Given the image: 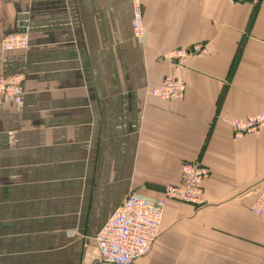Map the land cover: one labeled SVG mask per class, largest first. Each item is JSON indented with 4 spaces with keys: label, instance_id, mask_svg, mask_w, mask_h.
<instances>
[{
    "label": "crops",
    "instance_id": "crops-1",
    "mask_svg": "<svg viewBox=\"0 0 264 264\" xmlns=\"http://www.w3.org/2000/svg\"><path fill=\"white\" fill-rule=\"evenodd\" d=\"M0 0V264H103L95 238L129 193L177 184L185 161L210 169L203 203L168 201L150 251L133 264H264V129L230 121L264 111V0ZM202 45L183 66L161 56ZM166 74L181 101L149 90Z\"/></svg>",
    "mask_w": 264,
    "mask_h": 264
},
{
    "label": "built area",
    "instance_id": "built-area-1",
    "mask_svg": "<svg viewBox=\"0 0 264 264\" xmlns=\"http://www.w3.org/2000/svg\"><path fill=\"white\" fill-rule=\"evenodd\" d=\"M134 1L133 32L141 38L144 28L141 15ZM1 47L6 51L27 49L25 36L10 34L1 41ZM202 46L191 49H174L164 55V58L178 60V65H184L190 54H205ZM178 77V76H177ZM173 75H166L161 84L152 88L150 93L162 100L179 101L184 96L182 81ZM22 94L20 76L10 78L0 77V99H18ZM16 101V100H15ZM235 138L258 134L264 128V111L244 119H234L231 122ZM208 171L197 162H185L180 173V182L168 185L163 189L158 200H148L135 193L129 194L105 223L96 237L95 243L103 264H133L145 256L158 237L164 208L168 201L200 205L203 203L202 192ZM250 210L264 219V187L259 190L256 200Z\"/></svg>",
    "mask_w": 264,
    "mask_h": 264
},
{
    "label": "rangeland",
    "instance_id": "rangeland-1",
    "mask_svg": "<svg viewBox=\"0 0 264 264\" xmlns=\"http://www.w3.org/2000/svg\"><path fill=\"white\" fill-rule=\"evenodd\" d=\"M134 1L135 0H133L132 1V20H131V28H132V33H133V35L135 36V34H134V32H133V27H132V21H133V17H134ZM137 5H138V7H139V11H140V15H141V23H142V27L144 28V25H143V16H142V10H141V7H140V3H139V0H138V2H137ZM144 33H145V31H144ZM144 33H143V36L141 37V38H139V37H136L137 39H140V40H142L143 39V37H144ZM10 35V34H9ZM17 35H22V36H25L26 38H27V41H28V37H27V35L26 34H17ZM7 36V35H6ZM4 38V37H3ZM2 38V39H3ZM2 39H1V41H2ZM1 41H0V46H1ZM194 46H196V45H194ZM194 46H191L190 48H185V49H191L192 47H194ZM197 46H202V45H197ZM202 47H204V46H202ZM2 48V47H1ZM28 48H29V43H28ZM27 48V49H28ZM205 48V47H204ZM3 49V48H2ZM27 49H19L18 51H25V50H27ZM177 49H181V48H177ZM206 49V48H205ZM4 50V49H3ZM172 50H174V49H172ZM172 50H170V51H172ZM6 51V50H5ZM14 51H17V50H14ZM169 51V52H170ZM207 51V50H206ZM168 53V52H167ZM166 53V54H167ZM207 53H205V54H190L188 57H187V60H188V58L191 56V55H206ZM164 55L165 54H163L162 56H161V58L163 59V60H166L167 62H169V63H171L173 66L175 65V66H178V67H180V66H183V65H178V60H173V61H170V60H168V59H166V58H164ZM187 60H186V62H187ZM186 62H185V64H186ZM184 64V65H185ZM166 75H173V76H175V77H177L178 75H176V74H166ZM165 75V76H166ZM17 76H20L21 77V80H22V82H23V77L21 76V75H17ZM164 76V77H165ZM164 77L162 78V80L164 79ZM7 78H10V77H7ZM178 78V77H177ZM180 79V78H179ZM162 80H161V82H162ZM161 84V83H160ZM159 84V85H160ZM182 84L184 85V83L182 82ZM158 86V85H157ZM156 87V86H155ZM154 88V87H153ZM152 89V88H151ZM150 89V90H151ZM150 90H149V94H150V96H152V97H154V98H158V97H156V96H153L151 93H150ZM22 94H23V89H22ZM22 94H21V96H19V98L18 99H15L16 100V102L17 103H20L21 102V98H22ZM184 94H185V85H184ZM183 98H184V96H183ZM182 98V99H183ZM158 99H160V98H158ZM182 99H180L179 101H181ZM160 100H162V99H160ZM162 101H165V102H176V101H166V100H162ZM260 113V112H259ZM258 114V113H257ZM251 116H253V115H251ZM247 117H249V116H247ZM247 117H244V118H247ZM244 118H234V119H244ZM234 119H232V120H234ZM232 120L230 121V125H231V122H232ZM231 128H232V126H231ZM264 129V128H263ZM262 131V130H261ZM260 131V132H261ZM232 135H233V138L234 139H240V138H235L234 137V133H233V129H232ZM252 135H256V134H252ZM247 136H249V135H247ZM245 137V136H244ZM243 138V137H242ZM185 162H197L201 167H203V168H205L207 171H208V173H207V176H206V180L209 178V176H210V174H211V172H210V169L206 166V165H204L203 164V162H201V161H199V160H194V161H185ZM185 162H183V163H185ZM183 163H182V165H181V167H180V173H181V169H182V167H183ZM205 180V181H206ZM179 182H180V179H179ZM178 182V183H179ZM177 183V184H178ZM205 183V182H204ZM173 185H176V184H173ZM166 186H168V185H166ZM165 186V187H166ZM204 186V185H203ZM164 187V188H165ZM163 188V189H164ZM203 190H204V187H203ZM132 193V192H131ZM131 193H129V194H131ZM258 193H259V190H258ZM258 193H257V196H258ZM128 194V195H129ZM127 195V196H128ZM202 195H203V192H202ZM126 196V197H127ZM257 196H256V198H257ZM256 198H255V200H256ZM254 200V201H255ZM253 201V202H254ZM253 204V203H252ZM251 204V205H252ZM250 208H251V206H250ZM251 211V210H250ZM252 212V211H251ZM253 213V212H252ZM254 214V213H253ZM255 215V214H254ZM260 218V217H259ZM99 234V233H98ZM98 236V235H97ZM96 236V237H97ZM95 240H96V238H95Z\"/></svg>",
    "mask_w": 264,
    "mask_h": 264
}]
</instances>
